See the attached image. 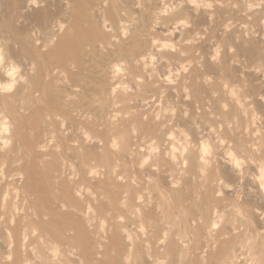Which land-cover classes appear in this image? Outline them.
Wrapping results in <instances>:
<instances>
[{
	"label": "bare ground",
	"instance_id": "bare-ground-1",
	"mask_svg": "<svg viewBox=\"0 0 264 264\" xmlns=\"http://www.w3.org/2000/svg\"><path fill=\"white\" fill-rule=\"evenodd\" d=\"M0 5V241L6 264H97L95 240L76 215L81 201L62 177L68 169L77 185L94 189L85 200L108 220L105 264H264V132L248 135V103L240 104V97L264 93V47L242 46L262 80H243L242 89L231 92L239 105L224 110L214 103L216 121L204 110L232 76L224 59L209 60L203 52V42L218 29L213 16L234 6L254 16L251 5L26 0L34 8L29 14L20 0ZM29 27L38 33L35 40ZM158 34L163 41L157 42ZM144 101L159 102L164 111L175 103L196 104L200 111L198 117L190 111L187 117L141 119L133 110ZM231 114L237 119L229 125ZM167 120L179 128L177 136L163 138ZM196 121L243 162L218 152V141L192 148L184 130L197 135ZM83 127L94 133L87 145L79 139ZM133 137L147 149L165 139L167 148L144 154L150 158L140 163L128 160ZM41 156L48 158L37 162ZM20 174L29 177L25 186L18 184ZM237 187L248 194L233 197ZM53 215L62 225L50 221ZM119 227L134 230L124 239Z\"/></svg>",
	"mask_w": 264,
	"mask_h": 264
},
{
	"label": "rangeland",
	"instance_id": "rangeland-1",
	"mask_svg": "<svg viewBox=\"0 0 264 264\" xmlns=\"http://www.w3.org/2000/svg\"><path fill=\"white\" fill-rule=\"evenodd\" d=\"M169 1L170 0H165V5H168ZM239 1L244 3L246 6L251 5V9L257 11L254 16L246 14V10L237 11L236 6H234L231 11L223 14L221 17H219L218 15H214L212 25L216 26L218 29L215 32V36H212V38L203 42V52L205 56L209 60L213 61L224 59L228 66L229 73L232 74V76H227L225 78V82H223L222 92L212 93L206 101L207 105L205 106L204 110L208 113L212 121H216L218 119L215 114V108L213 107L214 103L224 110H228L233 102L239 105V99H235L233 93L231 92L236 91L237 89L241 90L244 84L243 80H246L248 81V83L254 85L262 80L260 71L258 70V68L251 64L248 54L244 50H242V46L244 45L264 47V11L260 8L262 0ZM20 2L23 5V10H25L26 13L29 14L33 11V6H27L26 0H20ZM96 17L98 20H100L98 16ZM28 33L34 40L38 37V33L33 29H30V27ZM56 40L57 39L53 37L51 44L56 43ZM156 40L157 42H161L164 39L162 35L158 34ZM189 69L190 65H188L182 71L183 73H186L189 71ZM214 77H216L214 73H211L208 76L209 80H213ZM256 98H259L261 100L264 99V93L262 92ZM256 98H253V96L240 97V104L248 103L246 104L247 112H245L248 128L245 129V131H247L248 135H250L251 137H254V135L259 132H264V122L262 116V112L264 111V104L263 102L256 100ZM175 105L177 107H169L166 111H164L160 108L161 105L159 102L146 104V101H144L142 105L134 109L133 112L137 113L138 117H140L141 119H161L164 114L169 115L170 119H174L175 115L178 112H180V115L187 117L190 111H194L195 117H198V111L200 110L197 109L196 104L194 106H189L183 103H175ZM114 114H116L118 117H126L128 115L124 111H117ZM236 119L237 116L235 114H231L230 120L227 124L232 125L233 122H236ZM171 123L172 120H167L165 122L166 126L163 130L166 132V134L162 133L163 138H166L170 133H172V137L178 135L177 131L179 128L175 126L170 128ZM195 124L199 126L197 135H194L193 133L191 134L187 130H184L185 138L189 141V144L192 148L200 149L202 142H208L210 144L216 142L217 144L218 141V152L222 153L223 151H227L228 153L237 155L235 150H228L226 148L228 146L227 142H221L219 141V139H216L213 134H207V130L203 131L202 125L198 121H196ZM219 124L220 123L215 122L214 127L217 129ZM193 125L194 124H192L191 122L188 123V126ZM81 131L83 132V135L79 137L81 143L85 145L90 144V138L91 136H94V133L86 127L81 128ZM75 138H77V136ZM140 141V139L137 140V138L134 137L131 139V155L129 156L128 160L131 158L134 161L140 163L150 158V155L144 154H148L149 152L154 154L162 151L164 148H167V142L165 139L159 144L154 142L151 145L152 147H148L149 149H147L146 145L144 144L139 145L138 142ZM71 143L72 142H70V144ZM237 156L239 157V161L243 162V159L239 155ZM42 158L46 159L48 158V156L38 157L37 162H41ZM62 177L69 182L72 191L78 195V199L81 201V210L77 212L76 215L79 217L78 220L82 222L84 233L95 240V261L97 262V264H105V251H108L109 255H111V252L109 251L111 241V235L109 234L110 226L108 220L105 217L97 215L96 211L92 207V204L87 203V201L85 200L87 190L93 191L94 195L96 194V192L90 186L86 185L87 187H89L87 188L82 185H77V177L72 174L71 169L65 171L62 174ZM17 178L18 184L20 186H25L29 182V177L27 174H20ZM113 178L116 179V176L114 175ZM35 183L37 185L41 184L40 181H35ZM231 194L233 197L240 199L242 195L248 194V190L245 187L241 189H238L237 187L233 192H231ZM96 196L99 197V195ZM64 211L70 210L64 209ZM87 212H89L88 215ZM51 219L53 224L62 225L60 224L62 221L61 218H56L53 215L50 217V221ZM135 229L139 230V227H135ZM118 230L120 231V235H124V239H126V231L132 233L134 227H119ZM108 235L109 238L107 237ZM262 241H264V238L262 239ZM5 252H7V247H5L4 243L0 241V253L3 254V257H5L0 260V264H6V262L8 261V259L6 258L7 254H5Z\"/></svg>",
	"mask_w": 264,
	"mask_h": 264
},
{
	"label": "clouds",
	"instance_id": "clouds-1",
	"mask_svg": "<svg viewBox=\"0 0 264 264\" xmlns=\"http://www.w3.org/2000/svg\"><path fill=\"white\" fill-rule=\"evenodd\" d=\"M211 5H209L210 7ZM9 75H12V73H9ZM5 87L6 89H10L12 87V85H7V86H2ZM260 181L262 184H264V169H261V175L259 177Z\"/></svg>",
	"mask_w": 264,
	"mask_h": 264
}]
</instances>
